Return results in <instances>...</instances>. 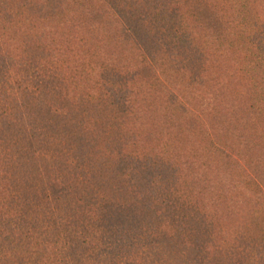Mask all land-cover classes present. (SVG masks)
Listing matches in <instances>:
<instances>
[{
  "label": "trees",
  "instance_id": "16d2710c",
  "mask_svg": "<svg viewBox=\"0 0 264 264\" xmlns=\"http://www.w3.org/2000/svg\"><path fill=\"white\" fill-rule=\"evenodd\" d=\"M0 264H264V0H0Z\"/></svg>",
  "mask_w": 264,
  "mask_h": 264
}]
</instances>
